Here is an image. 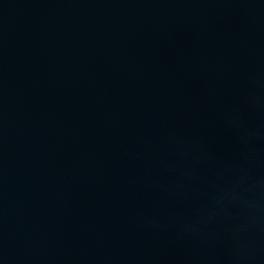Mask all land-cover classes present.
Segmentation results:
<instances>
[{"label": "water", "instance_id": "obj_1", "mask_svg": "<svg viewBox=\"0 0 264 264\" xmlns=\"http://www.w3.org/2000/svg\"><path fill=\"white\" fill-rule=\"evenodd\" d=\"M0 264H264V0H0Z\"/></svg>", "mask_w": 264, "mask_h": 264}]
</instances>
